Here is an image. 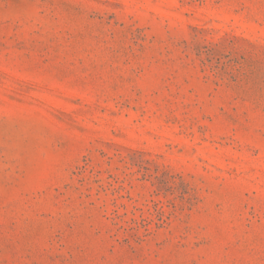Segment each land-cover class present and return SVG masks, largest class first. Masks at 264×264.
I'll use <instances>...</instances> for the list:
<instances>
[{"label": "rangeland", "instance_id": "374dc122", "mask_svg": "<svg viewBox=\"0 0 264 264\" xmlns=\"http://www.w3.org/2000/svg\"><path fill=\"white\" fill-rule=\"evenodd\" d=\"M0 264H264V0H0Z\"/></svg>", "mask_w": 264, "mask_h": 264}]
</instances>
